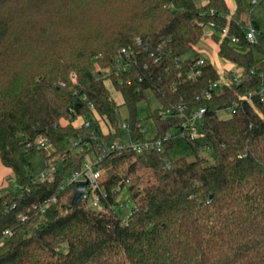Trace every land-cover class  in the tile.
Returning <instances> with one entry per match:
<instances>
[{
	"label": "trees",
	"instance_id": "obj_1",
	"mask_svg": "<svg viewBox=\"0 0 264 264\" xmlns=\"http://www.w3.org/2000/svg\"><path fill=\"white\" fill-rule=\"evenodd\" d=\"M233 1L230 12L226 0H0V162L16 185L0 194V239L11 230L0 264H264V0ZM206 28L221 63L242 69L239 81L194 50ZM119 56L125 70L115 68ZM197 58L200 74L189 77ZM101 69L109 73L98 77ZM221 77L227 84L204 98ZM147 93L157 103L146 117L151 136L174 134L159 151L104 152L144 138L135 124ZM170 105L186 116L203 107V135L184 137V117L161 118ZM90 114L89 128L75 126ZM75 138L91 143L71 148ZM40 139L51 147L39 149ZM34 155L58 165L53 182L34 180ZM100 155L101 210L72 207L75 186L61 189L64 177Z\"/></svg>",
	"mask_w": 264,
	"mask_h": 264
},
{
	"label": "built area",
	"instance_id": "obj_2",
	"mask_svg": "<svg viewBox=\"0 0 264 264\" xmlns=\"http://www.w3.org/2000/svg\"><path fill=\"white\" fill-rule=\"evenodd\" d=\"M212 25V23H210ZM226 28H223L221 30L222 34H225ZM245 35L246 39L248 41H253L255 37V31L250 26L247 25L245 28ZM232 40H235V38H232ZM136 44L140 43V40L137 38L135 40ZM129 46L127 48L123 47L119 51V55H125L127 53V50H129ZM117 57L115 60V68L116 70H125L129 63L128 61H124L121 59V57ZM203 65L202 59H193L190 63V72L188 74L189 77H195L200 74V67ZM217 65V64H216ZM215 65V66H216ZM218 71L221 73L225 69L229 72L230 78L232 81L237 82L241 78L242 69L240 67H237L233 64H223V68L220 66H216ZM98 75V77L105 76L108 74V71H105L104 69H101L98 73L94 72ZM69 78L72 82H75L76 76L73 72L70 73ZM227 79L221 77L218 81L212 82L209 84L208 88L203 92V97L208 99L211 97L213 91L217 89L220 83L227 84ZM61 86L65 85L64 80H60L58 82ZM264 88L261 89L259 92V95L261 96L262 100L264 99ZM252 93H248L246 95L238 96V101L242 100H250ZM183 106L180 105H170L168 108L160 110L159 116L164 119H168L171 117H184L183 121L181 122L182 127V134L184 137L188 139H195L198 137H201L203 135L202 132L199 131L198 123L202 117V114L204 112V108L200 107L196 110H194L189 116H186L183 113ZM89 109L93 112L94 115V109L93 106L90 104ZM69 115L68 118H71V115L74 113V108L69 107L68 108ZM90 114V116L94 119V115ZM92 118L89 116L84 117L83 119H80V121L75 124L76 127H83V128H89L91 126ZM59 123L61 125L65 124L64 119H60ZM135 127L140 129L143 134L146 133V127H143L142 123L139 121L135 124ZM122 128L126 129L128 132H130L129 125L123 120L122 121ZM174 133L173 132H167L165 135L153 138V136H144L143 139H137L133 140L129 136L126 137V139H117L105 146L103 149L104 152H112V151H119L123 148H130L133 151L141 152L144 149H147L149 147H155L157 151L161 150L162 148V142L166 140L167 138L171 137ZM91 138L94 139L95 136L91 135ZM91 143V140L89 138H75L72 139L69 143V146L71 148H81L83 146H89ZM51 144H48L46 140L40 139L38 140V148L39 149H45L50 148ZM101 159V155L98 157H93V159H87L83 162L82 167L79 170H71L68 172V174L64 177V180L62 184L60 185V188L62 189L66 185L73 184L75 186V183L77 181H85V190L84 195L81 199V201H84L85 207L89 208H96L97 210H101L100 201L102 197H106V191L103 188L102 181H103V174L104 169L97 166L98 160ZM168 165V164H167ZM60 168L57 164L52 163L49 159L43 160V169L39 170L34 174V180L38 182H53L56 179V175L59 172ZM56 202V196L52 195L47 200L44 201V203L39 207V209L43 212L47 207H49L52 203ZM127 200L125 201V205H127ZM128 207V206H127ZM128 209V208H127ZM22 219H24V216H21ZM4 236L0 239V245L3 243V238L11 235V230H5L3 232Z\"/></svg>",
	"mask_w": 264,
	"mask_h": 264
},
{
	"label": "rangeland",
	"instance_id": "obj_3",
	"mask_svg": "<svg viewBox=\"0 0 264 264\" xmlns=\"http://www.w3.org/2000/svg\"><path fill=\"white\" fill-rule=\"evenodd\" d=\"M198 4L203 3L205 0H195ZM210 38V29L206 28L204 31V36L202 37V39L199 41V43L196 45V47L194 48V50L200 51L204 56L210 58L212 60V62L216 65L215 62V58H214V51H215V43L210 42V44L208 42H206L208 39ZM193 53V50L188 52L185 57L187 56H191ZM216 66H220L221 68H223V63H217ZM105 86L108 89L110 96L115 100V102L117 104H121L122 102V98L120 93L114 89V87L112 86L111 82L109 79L105 80ZM157 106L156 101L153 99L152 95L150 93H147V100L142 101L138 104V119H140V122L142 123L143 127H146V136H151L153 134V129L150 125L149 120L146 118L149 110L155 108ZM120 111L121 114L123 116H125L126 111L124 109L123 106H120ZM228 115V113H223V116ZM90 118H92L91 116H89ZM30 161L33 165V171L34 172H38L39 170L43 169V159L39 156V155H34L33 157L30 158ZM212 163V159L210 158L207 162V164H211ZM4 179H6L4 177ZM16 185L13 181V179H9V180H5V183L2 187H0V194L5 193L6 191L9 190V188H15ZM124 190L120 191V195L118 197V199L120 201H126V198L124 196ZM125 211V210H124ZM128 210L126 209V212ZM65 248V245H63V249Z\"/></svg>",
	"mask_w": 264,
	"mask_h": 264
},
{
	"label": "crops",
	"instance_id": "obj_4",
	"mask_svg": "<svg viewBox=\"0 0 264 264\" xmlns=\"http://www.w3.org/2000/svg\"><path fill=\"white\" fill-rule=\"evenodd\" d=\"M226 3L230 9V12H232L234 9V1L233 0H226ZM206 42H208L209 44H210V42L214 43L210 38ZM213 53H214L213 55H214L216 64L218 62L221 63V61L217 57V44L216 43H215V51ZM4 177L6 179H4ZM9 179H12V172H11L10 168L6 167L5 165H3L0 162V187H2L4 185L5 180H9Z\"/></svg>",
	"mask_w": 264,
	"mask_h": 264
},
{
	"label": "water",
	"instance_id": "obj_5",
	"mask_svg": "<svg viewBox=\"0 0 264 264\" xmlns=\"http://www.w3.org/2000/svg\"><path fill=\"white\" fill-rule=\"evenodd\" d=\"M85 185H86L85 181H77L75 183L74 193L70 201V205L72 207H76L80 203L84 195Z\"/></svg>",
	"mask_w": 264,
	"mask_h": 264
}]
</instances>
